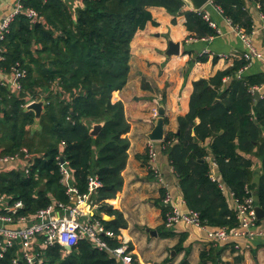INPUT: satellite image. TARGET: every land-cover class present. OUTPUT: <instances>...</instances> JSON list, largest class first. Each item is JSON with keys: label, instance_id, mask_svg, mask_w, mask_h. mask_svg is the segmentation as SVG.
<instances>
[{"label": "trees", "instance_id": "trees-1", "mask_svg": "<svg viewBox=\"0 0 264 264\" xmlns=\"http://www.w3.org/2000/svg\"><path fill=\"white\" fill-rule=\"evenodd\" d=\"M83 3L84 7L76 8L74 20L63 0H24L40 18L32 22L18 15L1 43L0 69L8 73L25 69L26 75L16 92L8 82H0V156L26 147L33 160L28 176L20 169L0 170V194L21 199L27 212L46 206L52 197L67 201L56 158L61 156L68 161L80 192L86 191L90 175H98L102 186L92 200L98 203V211L114 216L108 221L100 219L118 234L126 221L112 200L123 183L129 123L123 103L113 102L112 97L128 78L130 41L146 22L154 23L151 6L184 15L186 28L198 38L215 36L216 31L203 18V11L189 10L182 0ZM212 3L247 34L253 30L252 6L264 16V0ZM245 64V59H235L213 76L194 81L188 112L177 118V131L168 132L161 141L186 208L198 212L202 224L228 230L237 220L219 181L239 200L250 190L255 204L264 210V91L256 104L253 94L264 84V73L258 69L237 75ZM39 98L45 100L44 112L33 130L34 113L24 107L30 99ZM102 121L99 132L90 135V125ZM208 158L217 165V181L208 176ZM254 158L259 160V171L254 169ZM167 210L163 208L164 217ZM105 240L111 247L119 245L115 238ZM219 252L215 247L202 250L200 260L218 263ZM34 264L118 261L80 240L69 252L58 244L47 247Z\"/></svg>", "mask_w": 264, "mask_h": 264}, {"label": "crops", "instance_id": "crops-1", "mask_svg": "<svg viewBox=\"0 0 264 264\" xmlns=\"http://www.w3.org/2000/svg\"><path fill=\"white\" fill-rule=\"evenodd\" d=\"M15 1L0 0V21L11 11ZM184 6L187 8L186 4ZM256 7L251 8L254 23L249 36L255 48L264 56V30ZM148 9L154 23L151 20L146 22L145 27L133 35L128 78L112 97L113 102L119 100L123 103L129 123L127 161L121 172L123 183L118 196L112 200L122 213L126 226L115 239L131 250L136 264H264L262 236H231L228 240L217 242L208 236L215 227H199L184 221H178L171 229L164 225L163 208L169 206L164 201L165 193L181 210L187 208L178 178L161 141H151L154 154L152 157L147 154V133L157 116L155 110L157 112L160 104L165 108V135L176 132L177 118L189 110L193 82L199 78H209L231 66L235 60L233 56L239 54L244 46L212 0L199 11L207 13L220 32L202 38L196 37L194 32L186 28L184 15L169 13L160 6ZM168 39L180 42L178 55H164ZM258 69L264 73V60H252L246 70ZM12 75L0 72V79L5 77L9 80ZM256 90L262 96L264 84ZM195 121L198 123L199 119ZM253 162L254 169L259 171V160L254 158ZM0 167L10 170L5 164H0ZM221 183L227 201L234 210L233 194ZM98 214L105 219V213L99 211ZM113 218L111 215L106 221ZM259 229H264V218L257 223L255 231ZM210 247L220 251L218 263L211 259L201 262L200 252Z\"/></svg>", "mask_w": 264, "mask_h": 264}, {"label": "built area", "instance_id": "built-area-1", "mask_svg": "<svg viewBox=\"0 0 264 264\" xmlns=\"http://www.w3.org/2000/svg\"><path fill=\"white\" fill-rule=\"evenodd\" d=\"M219 12L221 13L220 9ZM20 14L27 16L32 22L38 20L39 17L35 9L24 5V0H16L11 11L0 21V51L1 43L8 34L12 22ZM259 14L261 28L264 30V16ZM202 16L215 29L216 34L220 32L216 23L207 13L204 12ZM223 17L230 29L240 37L244 46L239 54L233 56L234 59L243 58L246 60V64L237 73L239 75L240 72L249 67L252 60H264V56L255 48L249 34L245 33L242 28L232 25L225 16ZM0 58L2 57L0 56ZM0 72L3 73L4 71L0 69ZM25 75V69H16L9 80L3 77L0 82H8L12 91L16 92L21 88L20 80ZM151 145V140H148L147 154L149 157L154 154ZM56 158L60 182L65 188L67 201L52 197L46 206L39 207L33 212H27L25 203L21 199H12L11 196L0 194V262L5 264H34L40 260L44 249L47 247L58 244L69 252L80 240H85L99 250L107 251L117 259L118 264H136L131 250L126 245L119 244L111 247L105 240V237L116 238L117 234L105 227L101 215L98 214L99 205L92 200L96 190L102 186L98 175H90L86 191L80 192L73 183L72 171L68 161L61 156ZM208 159L210 162L208 176L212 181H217V165L213 159ZM32 160L33 155L26 147H22L16 153L0 156V164L7 165L8 169H20L25 176L30 173ZM0 169L4 168L0 167ZM218 187L221 190L224 189V185L220 181ZM247 193L248 195L241 200L233 196L237 225L230 230L225 227L215 228L214 231L208 233L210 239L220 242L228 240L231 236H251L252 234L264 237V229L255 231L257 225L255 199L250 190L247 189ZM164 201L169 204L163 221L166 228H173L178 221L199 227L206 226L200 221L198 212L190 209L181 210L171 202L167 193H165ZM6 261L8 262L6 263Z\"/></svg>", "mask_w": 264, "mask_h": 264}, {"label": "water", "instance_id": "water-1", "mask_svg": "<svg viewBox=\"0 0 264 264\" xmlns=\"http://www.w3.org/2000/svg\"><path fill=\"white\" fill-rule=\"evenodd\" d=\"M182 1L184 2V4H186L189 10H193V11H199L206 4L211 2V0H182ZM255 1L257 2L258 0H255ZM63 2L67 6L72 18L76 20V14H75L76 8L84 7L83 0H63ZM179 53H180V42L178 41L174 42L168 39V47L165 50L164 55L167 57H170L172 55H178ZM260 96L261 94L259 90H254V97H255L254 103H256L259 100ZM44 105H45V100L43 98L32 100V101H29L27 104H25V107H24L25 110H31L34 113V122L32 125L33 130L39 126L40 117L42 113L44 112ZM164 115H165V108L162 104H160L157 109V116L155 117L153 121V127L147 133L149 140L162 141L164 139V136H165ZM103 123H104L103 121L98 122V123H92L90 125L89 134L96 135L99 132L100 128L102 127ZM43 188H44V185L42 184L40 189H43ZM255 213H256L257 219L264 218V210L260 206L258 205L255 206ZM106 219H109V216L107 214H105L104 220ZM67 249H70V248L67 247Z\"/></svg>", "mask_w": 264, "mask_h": 264}, {"label": "rangeland", "instance_id": "rangeland-1", "mask_svg": "<svg viewBox=\"0 0 264 264\" xmlns=\"http://www.w3.org/2000/svg\"><path fill=\"white\" fill-rule=\"evenodd\" d=\"M27 103H28V102H27ZM27 103H26V104H27Z\"/></svg>", "mask_w": 264, "mask_h": 264}]
</instances>
